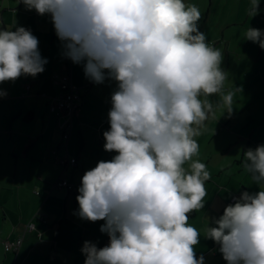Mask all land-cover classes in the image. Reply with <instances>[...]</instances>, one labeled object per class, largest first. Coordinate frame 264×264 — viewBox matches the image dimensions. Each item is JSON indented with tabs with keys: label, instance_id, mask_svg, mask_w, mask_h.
Masks as SVG:
<instances>
[{
	"label": "clouds",
	"instance_id": "clouds-1",
	"mask_svg": "<svg viewBox=\"0 0 264 264\" xmlns=\"http://www.w3.org/2000/svg\"><path fill=\"white\" fill-rule=\"evenodd\" d=\"M19 3L50 16L62 56L83 64L90 82L116 84L103 132L104 150L116 154L84 173L74 213L104 221L109 243L84 241V264H205L195 252L200 232L188 223L204 209L211 179L197 137L217 109L232 115L235 91L225 88L223 52L200 30L199 7L186 0ZM258 12L252 0L250 15ZM244 39L264 49V30L248 28ZM47 63L31 29L0 28V84L35 78ZM241 167L259 190L242 192L212 218L204 238L227 264H264V145L246 149Z\"/></svg>",
	"mask_w": 264,
	"mask_h": 264
},
{
	"label": "crops",
	"instance_id": "crops-1",
	"mask_svg": "<svg viewBox=\"0 0 264 264\" xmlns=\"http://www.w3.org/2000/svg\"><path fill=\"white\" fill-rule=\"evenodd\" d=\"M186 2L199 7L202 13L200 30L212 46L224 54L241 53L236 63H230L231 57L228 56L226 61L231 66L240 67L246 51V58L252 61L249 52L254 51L256 43L245 39L240 42L237 37H244L248 28L264 30V0H259V12L255 16L250 15L252 0ZM34 13L36 11L28 12L19 0H0V28H13L16 24L31 29L35 34L39 28V16L33 23ZM52 41L57 52L47 56L48 63L43 73L35 78L22 76L14 83L0 84V89L7 93L6 97L0 98V133L11 135L16 131L21 138H27L30 148H35L30 157L25 155L20 160V156L15 154V161L0 167V264H84L85 256L81 252L84 241H92L97 247L109 243L107 234L100 232L104 221L81 220L74 213L79 208L76 196L84 173L95 167L98 161L111 160L116 154L103 148V132L110 128V96L116 84L109 80L100 85L90 82L84 75L83 64H74L62 56L61 41L55 33ZM235 46L239 48L233 49ZM263 53L264 49H261L258 60L264 58ZM258 60L256 58L253 62ZM247 64L250 61L243 62L244 66ZM57 73L70 74L72 83L81 88L82 94L83 105L74 121L67 152L71 158H77L78 163L67 168L59 164L67 153L62 145L58 119L50 109L59 93V87L53 80ZM257 77L262 79H259L262 86L261 91L255 93L256 99L263 98L264 103V69L258 68ZM247 105L246 102L239 104L238 108L234 105L230 117L227 113L222 115V110L218 112L216 131L225 127L227 132V141L219 147V152L214 148L206 149L204 144L200 146L202 153L199 159L207 165L211 179L205 185L208 195L204 209L189 214L188 223L200 232V243L195 246V252L197 257L204 256L205 264H227L218 251L219 246L204 238L208 223L221 216L224 208L233 204L242 192L259 190L251 175L241 167V161L246 149L252 148L253 144L254 148L264 145V139H255L254 134L247 135L245 130H237L230 125L234 116L241 114L243 108H249ZM255 106L262 107L261 104ZM54 151H58L56 155ZM60 179L71 181L75 188H54ZM30 222L35 224L36 230L25 232ZM20 236H24L20 250L7 252L4 241H15Z\"/></svg>",
	"mask_w": 264,
	"mask_h": 264
},
{
	"label": "rangeland",
	"instance_id": "rangeland-1",
	"mask_svg": "<svg viewBox=\"0 0 264 264\" xmlns=\"http://www.w3.org/2000/svg\"><path fill=\"white\" fill-rule=\"evenodd\" d=\"M28 11V10H27ZM30 13L35 12V10L28 11ZM37 16H39V28H36L35 36L39 39V50L42 57L47 59V56L50 54H55L57 50L55 47H52V35L54 32V27L51 22V18L48 15L40 16L37 13H34L33 23H36ZM51 33V35H49ZM56 34V33H55ZM243 35H238L237 41H243ZM239 47H233V49H238ZM219 49V48H218ZM234 50V51H235ZM261 48L256 43L255 49L250 51L249 54L252 57V61L246 58L248 51L244 53V61H242L240 67H236L235 65H230V63H236L239 59V55L241 53L232 52L230 54L223 53L224 60L222 67L229 73V78L225 83L226 90L232 89L235 91V103L236 108L239 107V104L246 102L250 108H243L241 114H237L233 117L230 125L231 127L244 131L245 134H254L255 139H264V128L261 126L264 125V103L262 99L257 100L255 93L257 90L261 91L260 78L257 77L258 68L264 69V58L258 60V56L260 54ZM264 53L262 54L263 57ZM228 56H230V63L227 62ZM257 58V62H253L254 59ZM246 66L243 65V62H249ZM259 63V64H258ZM248 66V67H247ZM260 79V80H259ZM263 97V96H260ZM215 103L218 98H211ZM261 104L262 107H256L255 105ZM221 111L217 109L214 116H210V118L206 121L205 127L201 132V135L198 137V143L200 146H205L206 149L214 148L218 151L223 142L227 141V132L225 131V127H221V129L217 132V126H219L217 114ZM226 122V121H225ZM39 126V123H38ZM254 128H257L253 131ZM20 133L14 131L11 135H4L0 133V167H5L7 162H12L16 160V155L20 156V160L22 157L27 155L30 157L35 152V148L28 146L27 138H21ZM254 144L252 148L254 149ZM215 151V152H216ZM219 152V151H218ZM202 150L200 148V154ZM199 154V155H200ZM221 154V153H220ZM214 156H216L214 154ZM35 192V191H34ZM37 193V192H36Z\"/></svg>",
	"mask_w": 264,
	"mask_h": 264
},
{
	"label": "built area",
	"instance_id": "built-area-1",
	"mask_svg": "<svg viewBox=\"0 0 264 264\" xmlns=\"http://www.w3.org/2000/svg\"><path fill=\"white\" fill-rule=\"evenodd\" d=\"M54 83L59 86V93L55 96L51 110L62 120L61 130L63 137L67 140L74 126V117L80 112L82 106L81 89L71 81L70 74H56L53 78ZM62 166L76 165L77 159L70 158L67 154L61 158ZM54 188L73 190L75 185L67 180L60 179ZM39 194V192H37ZM235 201V199H234ZM36 226L33 222L27 224L25 232H33ZM24 242V236H20L15 241H4L7 252H18Z\"/></svg>",
	"mask_w": 264,
	"mask_h": 264
},
{
	"label": "trees",
	"instance_id": "trees-1",
	"mask_svg": "<svg viewBox=\"0 0 264 264\" xmlns=\"http://www.w3.org/2000/svg\"><path fill=\"white\" fill-rule=\"evenodd\" d=\"M58 74V73H57ZM61 74H64V73H61ZM56 74H54L53 75V78H54V76H55ZM58 86V85H57ZM59 87V86H58ZM80 88V87H79ZM81 89V88H80ZM81 92V91H80ZM81 97H82V94H81ZM54 100V99H53ZM52 104H53V102H52ZM52 104H51V107H52ZM83 105V104H82ZM51 107H50V109H51ZM81 108H82V106H81ZM52 111V110H51ZM52 114L58 119V122H59V126H60V129H61V122H62V120L56 115V113H54V112H52ZM78 115V114H77ZM77 115L74 117V121H75V119H76V117H77ZM73 128H74V126H73ZM72 131H73V129H72ZM72 131H71V133H72ZM61 134H62V140H63V143H62V145H63V148L65 149V151H66V153L68 152V141H69V139H70V137H71V134H70V136H69V138L67 139V140H65L64 139V137H63V133H62V130H61ZM57 152L58 151H54V154L56 155L57 154ZM67 156H69V154L67 153ZM70 157V156H69ZM71 158V157H70ZM73 158V157H72ZM75 158V157H74ZM77 159V158H76ZM61 160V159H60ZM60 160H59V164H60ZM77 163H78V159H77ZM61 165V164H60ZM70 165V164H69ZM68 165V166H69ZM77 165V164H76ZM62 166V165H61ZM68 166H62V167H64V168H67Z\"/></svg>",
	"mask_w": 264,
	"mask_h": 264
}]
</instances>
